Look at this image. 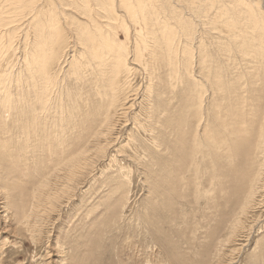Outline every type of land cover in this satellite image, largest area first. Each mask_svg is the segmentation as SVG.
Returning <instances> with one entry per match:
<instances>
[{
	"label": "rangeland",
	"instance_id": "374dc122",
	"mask_svg": "<svg viewBox=\"0 0 264 264\" xmlns=\"http://www.w3.org/2000/svg\"><path fill=\"white\" fill-rule=\"evenodd\" d=\"M257 2L264 10V0ZM57 3L61 6L60 2ZM119 13L125 14L122 10ZM28 25L25 23L15 34V40L24 39L18 56L20 59L28 46L25 38L29 30H33ZM30 34L28 43L31 37L34 39V35ZM197 37L194 42L203 41L211 53L219 55L220 62L216 60L213 68L224 65L225 52L222 49L217 51L214 35L205 34L201 39L197 32ZM196 56L197 52L191 71L198 74L202 71ZM12 57L10 54L8 64L11 66L12 62L17 68ZM184 59L187 60V57ZM238 59L240 69L237 77L223 78L220 69H217V80H220L218 83L221 86L217 95L213 94V88L209 87L211 83L207 82L202 110L189 116L192 135L189 133L183 139L187 143L190 141L187 154L182 152L183 156L178 149V140L172 144L178 145L176 155L170 151L172 146L167 142V133L161 134L164 141L161 143L166 146L152 147L144 129L140 125L138 129L133 124L137 112L148 103L143 97V88L156 89L166 101L168 99L163 95H174L168 87L162 86V80L166 83L167 79L166 68L155 69L159 75L154 74L152 83H147L142 65L137 64L133 85L138 93L135 98L139 99H133L130 94L129 108L125 105L121 111L122 114L129 112L128 120L124 121L126 126L115 128L117 134L111 138L113 144L108 153L100 152L92 158L91 167L94 169L90 167L87 175L76 182V189L66 193L61 190L63 181L51 178L54 172L49 174L48 179L43 178L42 174L46 173L40 174L39 163L35 159L30 160L25 145L12 147V144L18 143L17 129H14L12 143L5 145L4 142L5 147L0 146L6 154L0 158V183L7 185L6 189L0 187V191L11 194L13 202L10 203L9 199L5 201L4 195H0V264H264V72L259 71L253 79L248 78L245 76L249 71L243 65L245 62ZM227 63V72L230 73L236 62L228 60ZM260 68L264 70V66ZM178 70L181 69L178 67ZM207 78L205 80L216 82L211 74ZM179 80L174 79L175 94L181 88ZM189 80L192 85L188 89L195 92L197 83L192 81L193 78ZM228 81L232 82L230 87ZM81 86L84 88L81 90L80 87V90L87 93L85 88L88 86ZM234 88L235 92L232 91ZM177 99L175 97L171 101L175 107L181 105L180 101L186 103ZM162 104L167 103L159 105ZM61 105L69 110L68 113L73 109L69 103ZM7 129L4 131L0 124L1 143ZM98 133L93 131L89 141L85 145L82 143L84 150L95 143ZM170 138L174 141L172 136ZM143 141L146 144L144 151ZM238 142L248 143L243 156L238 151ZM46 146L58 153L66 147L58 149L56 142H48ZM6 149L10 150L12 159L7 156L9 150ZM13 160L16 166L15 163L10 165ZM12 166L18 170L12 169ZM17 174L23 179L26 176V183L22 177L18 180L20 177L16 178ZM6 176L11 177L8 179ZM170 177L178 179L170 180ZM42 180L47 181L46 186H42ZM39 189L52 195L60 194L55 205L45 204L43 213H36L33 207L35 201L32 199L36 200ZM32 193L35 197H31ZM15 196L21 199L20 202H16L18 198L15 199Z\"/></svg>",
	"mask_w": 264,
	"mask_h": 264
},
{
	"label": "bare ground",
	"instance_id": "6f19581e",
	"mask_svg": "<svg viewBox=\"0 0 264 264\" xmlns=\"http://www.w3.org/2000/svg\"><path fill=\"white\" fill-rule=\"evenodd\" d=\"M259 3L257 0H0V124L4 131L8 128L0 146L12 143L13 130L17 129L18 143L12 144V147L25 145V152L30 153V160L35 159L39 163L40 171H35L46 173L42 174L44 179H48L49 174L54 172L51 178L63 181L60 186L64 193L75 190L78 179L86 176L90 170L92 158L100 152L108 153L113 144L111 138L117 134L115 128L126 126L124 121L128 120L129 112L122 114L121 111L125 105L129 108L130 94L133 99L138 96L133 83L137 75L136 66L140 64L147 83L154 79V74L159 75L155 69L160 71L161 68H166L167 79L166 83L162 80V86L168 87L174 95H163L168 99L166 101L162 100L156 89L143 88V97L148 103L140 106L141 110L137 112L133 124L138 129L139 125L144 129L150 137L152 147L166 146L161 143L164 142L161 134L167 133V142L172 146L178 140L179 146H176L181 155L187 154L190 141L187 143L183 139L191 133L189 116L194 111L202 110L203 98L206 97L204 94L208 89L207 82L211 83L209 87L213 88V94L217 95V89L220 90L217 69H220L223 78L236 76L240 69L237 66L240 58L250 71H244L245 76L253 79L259 71L264 72L260 68L264 66V10ZM121 10L125 14H120ZM27 18L29 19L26 20ZM25 23L29 24V29H33L29 32L34 35V39L31 37L32 40L28 43L27 39L31 34H27V50L20 59L18 56L24 39L22 37V40H15V34L19 33L20 27ZM210 24L213 26L209 27ZM197 32L201 39L205 34L214 35L217 51L222 49L225 52V61L222 60L224 65L213 68L216 60L220 62L219 55L211 53L203 41L194 42L199 37L195 38ZM131 42L134 45H130ZM195 52L202 71L198 74L191 71ZM10 54L14 57L12 59H15L17 68L12 62L11 66L8 64L11 61L8 62ZM228 60L236 62L230 73L227 72ZM210 74L216 82L205 80ZM177 78L182 84L179 83L181 88L178 87L179 93L175 94L174 79ZM189 78L197 83L195 92L188 89L192 85ZM231 83L227 82L228 87ZM81 85L88 86L85 88L87 93L81 91L84 88ZM222 86L225 87L226 84ZM235 88L233 92L236 91ZM175 97L186 103L179 100L181 105L175 107L171 104ZM161 102L167 104L159 105ZM67 103L73 108L69 113L61 105ZM142 108L145 109L144 114ZM93 131L99 132L96 141L88 150H84ZM210 135L209 132L208 136ZM48 142H56L58 149L66 147L63 152L60 150L58 153L50 146L45 147ZM238 144V151L243 156L248 143ZM145 145L143 141V151ZM176 146H172L171 150L168 148L175 155ZM4 155L5 152L0 149V158ZM11 155L9 150L7 156L10 158ZM13 163L16 166L14 160L10 165ZM14 166L12 169L17 168H13ZM13 173L10 175L13 176ZM17 175L15 177L19 178V174ZM176 179L178 178L170 177V180ZM42 181V186H46L47 181ZM1 185L3 189L7 188V185ZM3 191H0V195H4L3 199L10 200L11 194H4ZM208 194L211 195L209 192ZM31 197H35L33 193ZM17 198L18 196L15 199ZM19 199L16 202H20ZM59 199L60 194L52 195L39 189L36 200L32 199L35 201L32 205L35 206L36 213H39L42 208L45 209V204L53 206ZM37 215L41 217L40 214ZM38 221L40 222L39 219Z\"/></svg>",
	"mask_w": 264,
	"mask_h": 264
}]
</instances>
